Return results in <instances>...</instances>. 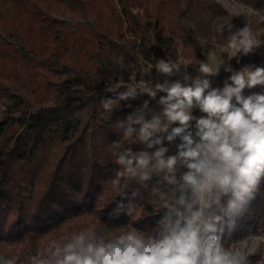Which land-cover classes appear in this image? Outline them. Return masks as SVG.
<instances>
[{"label": "trees", "instance_id": "obj_1", "mask_svg": "<svg viewBox=\"0 0 264 264\" xmlns=\"http://www.w3.org/2000/svg\"><path fill=\"white\" fill-rule=\"evenodd\" d=\"M244 1L264 16V0ZM63 10L70 15L58 16ZM222 14L214 1L0 0V256L28 264L29 254L82 227L109 237L157 227L166 210H158L153 189L169 186L153 173L147 181L122 178L114 188L120 166L113 143L143 150L118 122L145 101L150 118L166 93L118 101L126 88L117 85L162 83L151 70L159 59H176L179 43L202 57L200 37ZM257 44L243 53L253 69L264 67V41ZM244 63L235 57L229 68ZM109 98L115 104L106 112L101 100ZM192 114L203 115L198 108ZM180 142L165 140L167 155ZM263 185L264 177L257 188ZM258 258L248 255L252 263Z\"/></svg>", "mask_w": 264, "mask_h": 264}, {"label": "clouds", "instance_id": "obj_2", "mask_svg": "<svg viewBox=\"0 0 264 264\" xmlns=\"http://www.w3.org/2000/svg\"><path fill=\"white\" fill-rule=\"evenodd\" d=\"M233 27L226 21L221 29L228 30V47L235 53L248 54L258 46L248 24L235 32ZM180 66L159 59L154 68L172 77L180 75ZM198 71L201 76L195 78L185 72L183 82L165 79L117 85L126 88L118 101L135 99L138 94L155 99L157 92L166 93L158 101L161 111L152 112L150 118L144 111L145 101L126 122H118L124 135L144 145L143 150L113 143L120 166L112 181L114 188H120L122 178L147 181L153 173L169 186L166 191L153 189L158 210H166L157 227L150 233L128 227L110 237L82 227L52 240L44 252L29 254L28 264H250L242 248L223 247L221 234L225 226L234 227L235 217L264 177V92L243 95L245 88L264 86V67L233 72L231 83L226 81L223 88H212L206 78L218 69L199 62ZM114 104L110 98L101 100L106 112ZM196 108L203 115L194 116ZM177 138L181 142L176 154L167 155L164 141L172 143ZM180 167L187 171L178 176ZM225 196L229 199L223 204ZM0 264L17 261L0 256Z\"/></svg>", "mask_w": 264, "mask_h": 264}, {"label": "rangeland", "instance_id": "obj_3", "mask_svg": "<svg viewBox=\"0 0 264 264\" xmlns=\"http://www.w3.org/2000/svg\"><path fill=\"white\" fill-rule=\"evenodd\" d=\"M158 2L159 0H153ZM200 2L214 1L221 7L222 12L213 24L212 29L205 27L203 31L205 34L200 37V42L203 46L202 57L194 54L190 48L183 47L180 43L177 47L176 59L171 60L174 63H178L181 66L180 75H174L172 77H165L162 74L157 73L156 69L151 71L156 73V76L163 82L165 79L170 81L182 80L183 74L186 72L192 78L201 76L198 71L199 62H205L218 69V74L221 77L211 82L212 88H223L224 83L227 81L231 83L229 77L235 71H240L244 67H252L248 64L243 52L235 53L234 50L228 47V35L229 32L225 28L223 31L221 26L227 21L234 27L232 29L235 32L237 29L243 28L246 24L250 26L253 32L254 41L256 43L264 41V21L260 20L261 15L259 12V5L246 2L244 0H195ZM198 7V6H197ZM197 10V8H196ZM69 10H63V13H58V16L67 17L70 15ZM169 15V12H166ZM194 20H190V24L194 26ZM211 27V26H210ZM236 55V56H234ZM241 58L243 66L239 69H231L232 71H226L229 68V63L235 58ZM6 67V66H5ZM7 69V67H6ZM210 76L206 77L209 79ZM262 92L257 86L252 89L245 88L243 95L247 96L252 93ZM3 108V104L0 103V111ZM194 110V109H193ZM1 117V112H0ZM258 197L255 202L253 198L247 203L243 209V216L238 221H235L234 227H224V231L221 234V243L226 249H238L242 248L248 255H258L253 263L250 264H264V185L255 190L254 196Z\"/></svg>", "mask_w": 264, "mask_h": 264}]
</instances>
